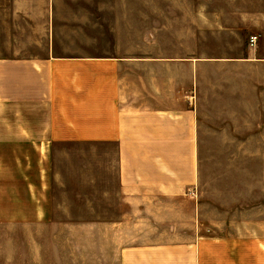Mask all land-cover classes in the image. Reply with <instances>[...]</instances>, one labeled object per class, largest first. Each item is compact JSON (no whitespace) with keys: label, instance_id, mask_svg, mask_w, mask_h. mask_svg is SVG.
<instances>
[{"label":"crops","instance_id":"crops-1","mask_svg":"<svg viewBox=\"0 0 264 264\" xmlns=\"http://www.w3.org/2000/svg\"><path fill=\"white\" fill-rule=\"evenodd\" d=\"M46 3L44 46L0 47V228L83 231L96 264H264L200 201L206 151L264 149L255 35L196 0Z\"/></svg>","mask_w":264,"mask_h":264},{"label":"rangeland","instance_id":"rangeland-1","mask_svg":"<svg viewBox=\"0 0 264 264\" xmlns=\"http://www.w3.org/2000/svg\"><path fill=\"white\" fill-rule=\"evenodd\" d=\"M196 1L199 12L220 25L238 28L247 39L255 35L264 57V0ZM46 9V0H0V47L44 46ZM202 163L200 201L202 212L216 224L211 235H222L225 222L241 223L244 232L264 235V149L210 150ZM54 232L55 245L46 250L35 244L36 239L31 245L29 234L0 228V264H96L92 236L83 231ZM47 253L55 259L52 263L42 261ZM61 257L66 260L56 261Z\"/></svg>","mask_w":264,"mask_h":264},{"label":"built area","instance_id":"built-area-1","mask_svg":"<svg viewBox=\"0 0 264 264\" xmlns=\"http://www.w3.org/2000/svg\"><path fill=\"white\" fill-rule=\"evenodd\" d=\"M255 41H256V36H253V37L250 38V43L251 44L254 43Z\"/></svg>","mask_w":264,"mask_h":264}]
</instances>
